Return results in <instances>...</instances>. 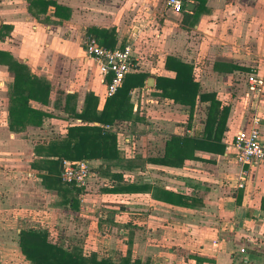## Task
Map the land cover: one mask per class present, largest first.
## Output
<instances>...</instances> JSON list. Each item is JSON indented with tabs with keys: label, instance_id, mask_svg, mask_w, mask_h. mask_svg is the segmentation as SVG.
I'll return each instance as SVG.
<instances>
[{
	"label": "crops",
	"instance_id": "0c3cea01",
	"mask_svg": "<svg viewBox=\"0 0 264 264\" xmlns=\"http://www.w3.org/2000/svg\"><path fill=\"white\" fill-rule=\"evenodd\" d=\"M55 1L69 7L68 18L55 21L51 7V19L34 15L27 0H0V50L51 84L47 102L29 100L46 112L41 124L11 130L13 76L0 62V264H31L18 242L29 228L114 264L127 254L131 264H264V163L241 165L231 144L255 111L264 143V0H183L179 12L167 6L170 13L159 0ZM89 27L113 30L114 46L131 48L130 72L153 77L131 89L130 119L102 124L74 116L87 93L97 96L98 109L106 98L103 74L83 50ZM167 56L192 67L199 84L192 109L155 87V76H175ZM250 76L260 81L257 90ZM210 92L218 113L227 108L223 151L195 148L180 166L150 162L162 158L171 135L213 139L215 124L205 133L210 99H198ZM77 124L114 132L119 157L84 158L90 175L73 208L64 201L68 191L50 181L48 165L57 157L46 148ZM61 159L69 160L59 159L60 171ZM155 189L182 195L188 205L166 202Z\"/></svg>",
	"mask_w": 264,
	"mask_h": 264
},
{
	"label": "trees",
	"instance_id": "16d2710c",
	"mask_svg": "<svg viewBox=\"0 0 264 264\" xmlns=\"http://www.w3.org/2000/svg\"><path fill=\"white\" fill-rule=\"evenodd\" d=\"M27 2L28 10L34 15L42 13L47 18H50L48 16L50 7L52 8L51 13L55 21L66 19L70 15L69 7L57 3L55 0H27ZM203 3L204 0H199V4L203 5ZM86 34L96 37L102 45L114 46L113 30L89 27L86 30ZM0 62L7 65L8 71L13 76V81L9 88V128L11 130H19L29 123L33 125L41 124L42 117L46 115V112L31 107L29 100L32 99L41 103L47 102L51 84L46 78L32 73L25 63L16 60L8 52L0 50ZM165 67L174 70L175 76L173 78L155 76V87L158 89V93L161 96L171 98L174 102L188 105L192 109L197 97L199 84L193 79L191 65L175 57L167 56ZM147 76H149L148 73L141 71L126 73L122 85L113 95L105 98L101 109L97 108V96L91 92L87 93L84 98L83 109L80 112H75L74 116L102 124L132 118L130 91L134 87L142 86ZM198 99L200 101L210 99L206 115L205 133H207V137L210 136L211 128L215 124L217 132L213 139L171 135L166 141L162 158H150V162L180 166L183 159L193 157V149L195 148L214 152L223 151L224 145L220 142V135L224 129L227 108H223L218 113L219 101L211 92L199 93ZM46 152L57 157L48 165L51 175H54L53 178H50V181L59 185L58 187L62 188V190L68 191L69 196L64 201L69 202L73 208H75L77 203L76 195L80 187L74 184H65L56 177L57 174H60L58 169L59 159L77 160L97 157L109 161L119 157L114 132L102 126L89 124L68 126L66 136L51 142L46 148ZM126 188L129 187H115L111 191ZM137 188L140 189L141 186H137ZM158 192L159 194L155 196H162L166 202L188 205V201L182 195L163 189L158 190ZM18 236L20 250L31 264H114L112 260L106 258L97 260L94 253L88 256L83 255L82 250L77 246H73L70 249L64 248L60 243L51 241L46 230L21 229L18 232ZM130 262V257L127 254L120 259L118 264H131Z\"/></svg>",
	"mask_w": 264,
	"mask_h": 264
},
{
	"label": "built area",
	"instance_id": "2783aa9c",
	"mask_svg": "<svg viewBox=\"0 0 264 264\" xmlns=\"http://www.w3.org/2000/svg\"><path fill=\"white\" fill-rule=\"evenodd\" d=\"M165 4L173 12H179L183 6V0H165ZM83 50L87 57H91L97 62L99 70L103 74L106 97L113 95L122 85L125 74L136 67L128 44L108 47L100 44L93 35L87 34L83 40ZM107 76L108 78H106ZM249 83L252 90H257L260 81L250 76ZM250 121L249 128L239 130L231 142L234 159L241 165L247 164L248 166L257 162L264 163V143L259 132L257 111L251 115ZM89 175L90 166L85 159L62 162L60 177L67 184L84 187Z\"/></svg>",
	"mask_w": 264,
	"mask_h": 264
},
{
	"label": "rangeland",
	"instance_id": "374dc122",
	"mask_svg": "<svg viewBox=\"0 0 264 264\" xmlns=\"http://www.w3.org/2000/svg\"><path fill=\"white\" fill-rule=\"evenodd\" d=\"M160 4V10L163 11L164 13H170L172 12L167 6L164 5V1L163 0H159ZM126 18V17H125Z\"/></svg>",
	"mask_w": 264,
	"mask_h": 264
},
{
	"label": "water",
	"instance_id": "95a60500",
	"mask_svg": "<svg viewBox=\"0 0 264 264\" xmlns=\"http://www.w3.org/2000/svg\"><path fill=\"white\" fill-rule=\"evenodd\" d=\"M187 8L188 9H190V7H189V3L187 4ZM152 82H153V77L152 76H149L148 78H147V85H151L152 84ZM62 159L60 160V168H61V165H62Z\"/></svg>",
	"mask_w": 264,
	"mask_h": 264
}]
</instances>
